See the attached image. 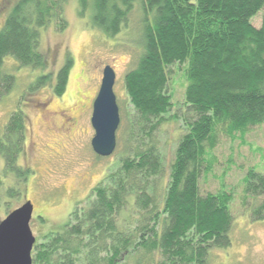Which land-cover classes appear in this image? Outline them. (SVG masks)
<instances>
[{
    "label": "trees",
    "instance_id": "1",
    "mask_svg": "<svg viewBox=\"0 0 264 264\" xmlns=\"http://www.w3.org/2000/svg\"><path fill=\"white\" fill-rule=\"evenodd\" d=\"M68 1L0 2V8L10 5L0 27V100L15 82L3 69L6 58L22 67L47 68L41 34L50 27L59 32L67 28ZM78 3L79 16L90 11L85 25L109 38L126 30L138 6L139 33L133 42L139 55L123 76L134 111L125 116L123 149L115 168L59 230L36 240L32 264H211L212 250L231 244L233 194H200L199 178L207 150L221 137L264 124V0ZM260 12L255 27L251 20ZM173 63H185V103L191 119L187 113L186 131L164 175L156 132L171 105L167 84ZM71 67L67 54L54 73V95L65 91ZM49 79V74H40L30 89ZM19 105L0 131V190L8 174L15 183L31 174L18 162L26 135V116ZM243 184L240 205L250 210L253 220L264 219V174L249 169ZM4 192L17 196L20 189L10 186Z\"/></svg>",
    "mask_w": 264,
    "mask_h": 264
},
{
    "label": "rangeland",
    "instance_id": "2",
    "mask_svg": "<svg viewBox=\"0 0 264 264\" xmlns=\"http://www.w3.org/2000/svg\"><path fill=\"white\" fill-rule=\"evenodd\" d=\"M78 8V0L66 3L64 14L68 26L64 31L52 27L42 31L40 46L46 55L47 68L22 67L10 57L3 66L6 73L15 77V82L0 100V131L9 113L20 103L26 116V135L18 162L27 166L31 174L22 183H15L13 174L2 178L0 220L25 201H31L34 210L30 228L36 240L47 232L59 230L70 212L84 205L91 190L115 168L123 149L125 116L134 111L124 89L123 76L139 55V48L133 42L139 33L138 6L129 15L126 30L110 38L95 28H88L85 23H89L90 11L82 17L77 13ZM9 9V4L0 8V27ZM262 12L252 18L253 26L259 27ZM67 54L72 58V67L65 91L56 96L52 91L54 73ZM106 65L116 75L113 90L120 124L113 153L99 157L90 144L94 135L90 117ZM185 69V63H173L168 68L167 91L171 105L156 132L164 175L168 174L177 142L186 131L183 120L188 114L191 119L185 103ZM40 74H49L50 79L30 89ZM71 117L74 123L68 120ZM205 155L206 168L199 178L200 194L220 190L233 194L231 244L212 250L211 264H264V219L253 220L250 210L240 205L247 171L253 169L264 174V124L248 131H231ZM2 170L0 157V175ZM10 186L20 189L19 195L5 194L4 189ZM247 202H251L250 198Z\"/></svg>",
    "mask_w": 264,
    "mask_h": 264
},
{
    "label": "water",
    "instance_id": "3",
    "mask_svg": "<svg viewBox=\"0 0 264 264\" xmlns=\"http://www.w3.org/2000/svg\"><path fill=\"white\" fill-rule=\"evenodd\" d=\"M115 78L113 68L106 65L92 104L90 123L94 135L90 144L99 157L110 156L116 145L120 115L113 90ZM32 213L33 204L25 201L0 220V264H32L31 252L36 242L30 228Z\"/></svg>",
    "mask_w": 264,
    "mask_h": 264
},
{
    "label": "flooded vegetation",
    "instance_id": "4",
    "mask_svg": "<svg viewBox=\"0 0 264 264\" xmlns=\"http://www.w3.org/2000/svg\"><path fill=\"white\" fill-rule=\"evenodd\" d=\"M105 67V66H104ZM94 101V100H93ZM92 104H93V102H92ZM69 121H71L72 123H74V120H73V118L71 117V118H69L68 119ZM33 210H34V205H33Z\"/></svg>",
    "mask_w": 264,
    "mask_h": 264
}]
</instances>
